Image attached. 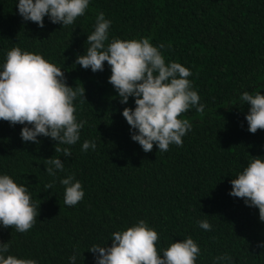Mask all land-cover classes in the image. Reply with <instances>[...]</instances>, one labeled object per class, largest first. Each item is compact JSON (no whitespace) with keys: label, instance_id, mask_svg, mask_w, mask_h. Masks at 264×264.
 <instances>
[{"label":"trees","instance_id":"trees-1","mask_svg":"<svg viewBox=\"0 0 264 264\" xmlns=\"http://www.w3.org/2000/svg\"><path fill=\"white\" fill-rule=\"evenodd\" d=\"M112 21L109 39L151 38L166 62L191 70L195 90L205 104L182 114L192 130L183 145L144 152L131 139L122 115L135 107L134 98L121 104L108 82L110 66L93 73L76 65L98 13ZM13 47L40 53L63 69L70 86L85 88V99L74 102L79 120L87 123L72 155L55 152L56 142L39 137L23 142V125L0 120V174L26 184L40 205V215L25 233L0 227V241L9 253L39 264H95L89 248L111 245V234L140 219L157 229L160 248L191 236L201 248L196 264H213L228 253L234 264H264V222L259 209L229 195L231 180L253 157H264V130L248 131V106L239 97L264 94V0H91L84 16L62 28L45 18V27L25 22L16 0H0V64ZM85 140L95 151H81ZM59 157L65 171L75 174L85 197L75 206L64 204V186L45 171L46 160ZM207 215V216H206ZM207 218L212 231L199 228Z\"/></svg>","mask_w":264,"mask_h":264},{"label":"clouds","instance_id":"clouds-1","mask_svg":"<svg viewBox=\"0 0 264 264\" xmlns=\"http://www.w3.org/2000/svg\"><path fill=\"white\" fill-rule=\"evenodd\" d=\"M91 0H16L18 14L25 22L45 27V18L62 28L84 16ZM112 21L105 13L97 14L94 30L87 35L85 51L77 55L75 64L93 73L110 66L108 82L115 89L121 104L134 98L135 107H125L123 117L130 125L131 139L144 152L154 145L166 152L170 145H183V138L192 130L188 119L180 118L191 108L203 113L206 105L189 77L191 70L179 62L168 61L162 53L163 44L154 45L149 37L139 39H109ZM85 99V88L70 86L63 69L40 53L13 47L0 64V120L11 126L23 125V142L39 143V137L56 142L55 152L72 155L70 147L81 139L87 121L79 120L75 101ZM240 101L248 106V131L264 130V94L243 92ZM96 142L85 140L81 151H95ZM46 160L45 171L53 178L44 187L53 190L55 182L64 186V204L77 205L85 197V189L75 174L58 177L65 171L61 158ZM229 195L243 198L245 205L259 209L264 222V157H253L247 166L231 180ZM40 215V205L32 198L29 187L12 175L0 174V227L11 226L16 232H28ZM207 216V215H206ZM200 229L212 231L207 218L198 220ZM111 245L94 244L89 248L95 264H196L201 248L191 236L160 248L156 228L140 219L131 226L111 234ZM257 247L264 249V241ZM9 242L0 241V264H39L36 259L20 258L9 253ZM77 253L68 264H76ZM213 264H234L233 257L224 253Z\"/></svg>","mask_w":264,"mask_h":264}]
</instances>
